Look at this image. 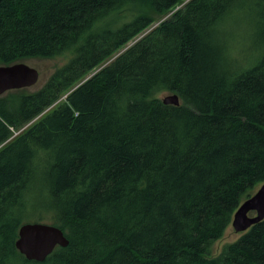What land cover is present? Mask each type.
Here are the masks:
<instances>
[{
	"label": "trees",
	"instance_id": "trees-1",
	"mask_svg": "<svg viewBox=\"0 0 264 264\" xmlns=\"http://www.w3.org/2000/svg\"><path fill=\"white\" fill-rule=\"evenodd\" d=\"M66 54L0 95V264H264V219L211 255L264 183V0H0V65ZM43 220L69 245L39 263Z\"/></svg>",
	"mask_w": 264,
	"mask_h": 264
},
{
	"label": "water",
	"instance_id": "water-1",
	"mask_svg": "<svg viewBox=\"0 0 264 264\" xmlns=\"http://www.w3.org/2000/svg\"><path fill=\"white\" fill-rule=\"evenodd\" d=\"M40 72L25 62L0 65V95L10 90L30 88L37 84ZM165 104L180 105L177 93L166 96ZM254 212V215L250 213ZM264 219V183L235 211L231 225L239 233L246 232ZM69 245L62 228L44 222H25L19 229L16 248L27 260L44 262L58 247Z\"/></svg>",
	"mask_w": 264,
	"mask_h": 264
},
{
	"label": "rangeland",
	"instance_id": "rangeland-1",
	"mask_svg": "<svg viewBox=\"0 0 264 264\" xmlns=\"http://www.w3.org/2000/svg\"><path fill=\"white\" fill-rule=\"evenodd\" d=\"M169 15L170 14L166 15V17H168ZM228 41L230 44V57L232 58L237 57L244 59L246 57L248 58L249 55L253 54L255 39H252L250 32H246L243 28H239V29L235 28L231 36L228 37ZM68 58L69 55L66 54L51 59L34 58L24 61L26 64L35 67L40 72L39 81L37 82L36 85L30 87L29 89L34 90L41 87L45 83V81L50 77V75L55 71V69L66 63ZM171 94L173 93L169 91H164L159 93L158 97L163 101V99L166 96ZM23 129L19 131H14L13 136L10 139L16 137ZM260 186L261 184L256 186V188L253 190V193ZM250 215L251 216L254 215V212L250 213ZM33 220L34 219H32V221ZM42 222L50 223L47 220H43ZM241 235L242 233L236 232L233 226L230 225L225 231L224 236L218 241H216L215 244L213 245L211 255L213 256L218 255L226 244L237 240Z\"/></svg>",
	"mask_w": 264,
	"mask_h": 264
}]
</instances>
